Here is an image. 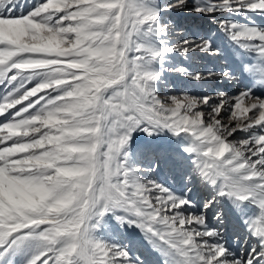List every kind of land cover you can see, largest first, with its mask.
I'll list each match as a JSON object with an SVG mask.
<instances>
[{
  "label": "snow or ice",
  "instance_id": "1",
  "mask_svg": "<svg viewBox=\"0 0 264 264\" xmlns=\"http://www.w3.org/2000/svg\"><path fill=\"white\" fill-rule=\"evenodd\" d=\"M144 3L0 0V86L17 85L0 89V261L34 245L27 264H145L94 238L111 214L139 229L151 264H264V31L218 25L243 49L233 55L249 87L238 96L161 98L143 68L160 53L138 42L159 12ZM172 9L264 14V0H169ZM167 51L219 54L207 37ZM136 131L188 142L180 194L126 166ZM196 186L211 198L194 202ZM224 203L243 240L227 243Z\"/></svg>",
  "mask_w": 264,
  "mask_h": 264
},
{
  "label": "rangeland",
  "instance_id": "2",
  "mask_svg": "<svg viewBox=\"0 0 264 264\" xmlns=\"http://www.w3.org/2000/svg\"><path fill=\"white\" fill-rule=\"evenodd\" d=\"M169 0H145L144 7L159 12V20L151 32L138 37V42L151 48L160 55L155 59L148 57L143 68L156 76L151 82L155 95L215 97L218 93L231 98L238 96L242 90L249 87L248 81L239 74L237 58L233 50L240 52L243 49L229 39L228 34L218 25H236L233 31L242 29H256L264 31V14L246 10L216 11L212 16H198L189 10L165 11ZM201 37L209 38V43L218 55H211L196 51L182 55L178 51L168 52V48H176L183 38L196 40ZM248 59L256 62L254 53L248 54ZM183 69V72L178 71ZM231 73L233 78H210L207 81L192 80L193 74L208 76L209 73ZM17 85H2L0 89H13ZM2 94V92H0ZM260 94L264 95V90ZM188 142L179 137H172L165 133L146 135L142 131L132 134L124 151L127 153L126 166L140 170L137 175L142 180L151 179L176 194L184 190V175L189 165L184 157L183 149ZM194 202L199 203L204 197L211 198V193L205 192L196 186L189 194ZM220 210L228 220L226 240L239 236L241 240L245 233L242 223L233 215L230 205L224 203ZM214 223V222H213ZM238 228V229H237ZM235 229V230H234ZM93 236L96 240L106 244H117L126 248L133 257H142L145 264H151V255L147 241L143 239L139 229L121 225L111 214L105 216L96 226ZM35 252V246L29 245L17 255H8L0 264H27Z\"/></svg>",
  "mask_w": 264,
  "mask_h": 264
},
{
  "label": "bare ground",
  "instance_id": "3",
  "mask_svg": "<svg viewBox=\"0 0 264 264\" xmlns=\"http://www.w3.org/2000/svg\"><path fill=\"white\" fill-rule=\"evenodd\" d=\"M238 229V228H237ZM235 230V229H234ZM238 231L239 232H242L244 235H245V233L243 232V231H240V229H238ZM227 243H228V239H227Z\"/></svg>",
  "mask_w": 264,
  "mask_h": 264
}]
</instances>
